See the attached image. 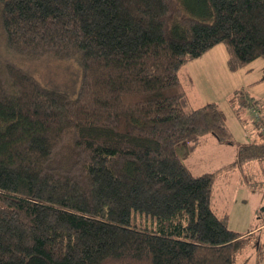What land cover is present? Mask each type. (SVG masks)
I'll return each mask as SVG.
<instances>
[{
	"label": "trees",
	"instance_id": "16d2710c",
	"mask_svg": "<svg viewBox=\"0 0 264 264\" xmlns=\"http://www.w3.org/2000/svg\"><path fill=\"white\" fill-rule=\"evenodd\" d=\"M220 43L231 70L264 59V0H0V264H248L253 242L262 262L212 198L221 171L264 160L263 119L220 168L180 153L234 144L180 76ZM46 57L78 61L76 96L34 75ZM229 101L261 110L244 87Z\"/></svg>",
	"mask_w": 264,
	"mask_h": 264
},
{
	"label": "rangeland",
	"instance_id": "374dc122",
	"mask_svg": "<svg viewBox=\"0 0 264 264\" xmlns=\"http://www.w3.org/2000/svg\"><path fill=\"white\" fill-rule=\"evenodd\" d=\"M209 53L190 60L180 70L189 97L186 108L192 110L207 102L217 103L226 117L234 144L221 143L212 134H207L191 152L183 154L180 149L194 174L215 170L234 161L237 146L258 139V131L264 126L263 123L260 128L255 127V119L262 118L264 121V59L259 57L238 70H231L224 43L215 46L213 60L207 62ZM31 67L45 86L66 92L71 97L76 96L81 78L77 60L46 57L33 61ZM190 72L193 74L191 80L186 74ZM243 86L258 99L260 111L247 107L241 110L240 115L237 114L229 97L234 89ZM183 152H186L185 148ZM213 190L212 206L218 214H228L229 227L242 233L254 229L252 232H255L256 241L263 242L264 225H259L264 224V160L255 159L242 167L224 169L219 173ZM256 255L253 242L240 255L239 261L250 257L248 264H256ZM259 264H264V259Z\"/></svg>",
	"mask_w": 264,
	"mask_h": 264
},
{
	"label": "crops",
	"instance_id": "0c3cea01",
	"mask_svg": "<svg viewBox=\"0 0 264 264\" xmlns=\"http://www.w3.org/2000/svg\"><path fill=\"white\" fill-rule=\"evenodd\" d=\"M214 48H215V46H214L213 48L209 49V51H207L206 53H204V54H207V53L210 52V53L208 54V57H207V62L213 60L212 58L214 57V53H212V50H213ZM221 50H222V49H221ZM204 54H203L202 56H204ZM222 55H223V54H222ZM202 56H200V57H202ZM200 57H198V58H200ZM186 64H187V63H186ZM183 66H184V65H183ZM183 66H182V67H183ZM233 72H235V71H233ZM186 74L188 75V79H189V80L193 79L192 76H191V74H192L191 72H190V74H189V73H186ZM192 75H193V74H192ZM181 79H182V78H181ZM243 87H244V86H243ZM188 98H189V97H188ZM214 137H215V136H214ZM215 138H216V137H215ZM216 139H217V138H216ZM196 147H197V146H196ZM196 147H195V148H196ZM231 162H232V161H231ZM231 162L225 163V165H226V164H229V163H231ZM223 166H224V165H223ZM221 167H222V166H221ZM219 168H220V167H219ZM213 192H214V190H213ZM224 214H225V213H224ZM263 225H264V224H260L259 226H263ZM253 230H254V229H250V230H248L246 233H250V232H252Z\"/></svg>",
	"mask_w": 264,
	"mask_h": 264
},
{
	"label": "built area",
	"instance_id": "2783aa9c",
	"mask_svg": "<svg viewBox=\"0 0 264 264\" xmlns=\"http://www.w3.org/2000/svg\"><path fill=\"white\" fill-rule=\"evenodd\" d=\"M262 131L264 132V126L262 127Z\"/></svg>",
	"mask_w": 264,
	"mask_h": 264
},
{
	"label": "water",
	"instance_id": "95a60500",
	"mask_svg": "<svg viewBox=\"0 0 264 264\" xmlns=\"http://www.w3.org/2000/svg\"><path fill=\"white\" fill-rule=\"evenodd\" d=\"M264 210V209H263Z\"/></svg>",
	"mask_w": 264,
	"mask_h": 264
}]
</instances>
